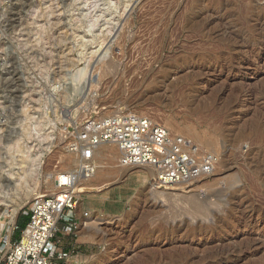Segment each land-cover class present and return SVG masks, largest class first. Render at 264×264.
I'll list each match as a JSON object with an SVG mask.
<instances>
[{
  "label": "rangeland",
  "instance_id": "374dc122",
  "mask_svg": "<svg viewBox=\"0 0 264 264\" xmlns=\"http://www.w3.org/2000/svg\"><path fill=\"white\" fill-rule=\"evenodd\" d=\"M217 1L0 0V257L3 240L20 237L17 218L49 194L45 175L75 168L74 128L135 113L188 127L203 152L217 139L215 172L162 194L142 169L107 181L103 172L101 191L75 210V235H58L62 249L86 257L79 264L104 248L101 264H264V19L251 24L264 0H251V16L247 0ZM106 50L111 70L88 96L86 76ZM85 214L100 219L98 242L80 229Z\"/></svg>",
  "mask_w": 264,
  "mask_h": 264
},
{
  "label": "built area",
  "instance_id": "2783aa9c",
  "mask_svg": "<svg viewBox=\"0 0 264 264\" xmlns=\"http://www.w3.org/2000/svg\"><path fill=\"white\" fill-rule=\"evenodd\" d=\"M113 144L122 167L148 166L155 170L164 186L188 185L215 172L218 157L201 151L184 136L171 134L150 117L119 113L90 117L79 127L69 152L79 159L78 166L56 180L59 191L36 199L17 241L0 257V264H72L74 251L63 250L59 234L75 235L79 221L75 210L79 202L74 190L81 178L90 179L92 159L102 144ZM62 225V226H61Z\"/></svg>",
  "mask_w": 264,
  "mask_h": 264
},
{
  "label": "bare ground",
  "instance_id": "6f19581e",
  "mask_svg": "<svg viewBox=\"0 0 264 264\" xmlns=\"http://www.w3.org/2000/svg\"><path fill=\"white\" fill-rule=\"evenodd\" d=\"M213 1V0H212ZM216 1V0H215ZM220 1V0H218ZM217 1V2H218ZM211 2V1H210ZM129 3V2H128ZM214 4V3H213ZM252 4V5H251ZM254 3L251 1V0H247L245 2V8H243V12L245 13V15L247 16H251V13H253V9H255L256 7H258V5H253ZM256 4V3H255ZM129 5V4H128ZM226 5V4H225ZM222 6V5H221ZM259 11H261L262 9L259 7L258 8ZM127 10V9H126ZM122 11V10H121ZM239 12V11H238ZM239 14V13H238ZM242 14V13H241ZM233 16V15H232ZM245 17V16H244ZM241 18V16H240ZM246 18V17H245ZM248 18V17H247ZM246 18V19H247ZM246 19H244L246 21ZM264 19V15H262L260 17V19H256L253 21V23L251 22L252 26L257 28V25H259L262 20ZM250 21V20H249ZM248 21V22H249ZM244 23V22H242ZM246 24V23H245ZM243 24V26L245 25ZM261 25V24H260ZM259 25V26H260ZM229 26V25H228ZM223 27V26H222ZM221 27V28H222ZM240 27V26H239ZM238 27V28H239ZM252 27V28H253ZM246 28V27H245ZM226 29V28H225ZM221 30V29H219ZM233 30V29H232ZM225 31V30H224ZM224 31H221V32H224ZM264 31V30H263ZM110 32V31H109ZM227 33L229 31H226ZM231 32V31H230ZM233 32V31H232ZM240 32V31H239ZM108 33V32H107ZM262 33V32H261ZM220 34V33H219ZM223 34V33H221ZM226 34V33H225ZM224 34V35H225ZM263 34V33H262ZM230 35V34H229ZM228 35V36H229ZM231 36V35H230ZM251 36V35H250ZM224 38V37H223ZM102 40V39H101ZM249 40V39H248ZM102 42V41H101ZM103 43V42H102ZM101 44V43H100ZM102 45V44H101ZM253 45L255 47H260L259 44H254ZM105 47V46H104ZM251 47V46H250ZM103 48V46H102ZM101 49V48H100ZM103 50V49H101ZM104 51V50H103ZM100 52V51H99ZM107 53V50L103 53V56L101 57V59L97 60L96 61V66L93 67L91 70H89V73L87 74V89H86V94L88 96H90L91 94V88L93 89V83L95 84L96 83V80L98 81L100 77L104 76L105 74H107L108 72H110L111 68H110V65L109 64H101L105 55ZM97 58V57H96ZM108 59V58H107ZM97 84V83H96ZM96 86V85H95ZM94 86V87H95ZM94 90V89H93ZM92 90V91H93ZM95 91V90H94ZM95 93V92H94ZM85 94V93H84ZM85 96V95H84ZM95 96V95H94ZM86 100H88L86 98ZM93 100V99H91ZM88 103V102H87ZM85 105V104H84ZM108 108V107H107ZM87 111V110H86ZM67 112V111H66ZM70 113V112H69ZM85 113V112H84ZM111 116H114V113L113 115ZM145 116V115H144ZM163 126L171 133V134H177L180 136H186L188 137L191 141H196V138L198 137V135L192 133L190 131V129L188 127H180L178 124L172 122V121H167V122H163L162 123ZM74 126V125H73ZM75 130V139L77 138V132H78V129L74 128ZM178 132V133H176ZM74 141V140H73ZM200 145H203L202 143H199ZM209 147L211 148V151L212 149H216L217 146H218V141L217 139H212V141L208 144ZM201 147V146H200ZM14 148L15 152L17 154L20 155V143L17 141L15 142L14 146L12 147ZM211 151H206V152H211ZM73 155V154H71ZM25 156V155H23ZM75 156V155H73ZM19 157H22V154L19 156ZM27 158V159H26ZM26 158L24 157V159H26L28 162H29V165H28V171L29 173H34L37 168H38V164H39V155L37 154H34V156H27L26 155ZM74 158V159H73ZM19 159V158H18ZM97 159H99L100 161L104 160V159H110L111 161H113V163H115V165L113 166V168L110 169V171H105L106 170V167L103 165L102 162H99L97 161ZM118 159H119V152L117 150V148L115 147V145L113 144H102V145H99L96 150H95V154H94V157L92 159V162L95 166V171H94V175L92 178L90 179H83L81 178L79 180V183L75 186L74 190L76 192V196L77 198L79 199V202L82 201L81 200V197L82 195H91L93 193H97L99 191H101V187L100 185H97L95 182L98 180L97 178L99 177V175H101L103 172L105 173V179L106 181L107 180H112L113 178H116L115 175H117L118 173L120 175L118 176H121L122 174H124V172L126 171H129V170H133V169H142L144 172V180H147L148 178H151V180H153V182H155V185H157V193L158 194H162V192H164L163 190H168V186H164L162 185V183H160L157 179V176L155 174V170L152 168V167H148V166H136V167H122L121 165H119V162H118ZM20 162V161H18ZM15 163V165L17 166H14L13 168V164H11V168L9 169V173L11 176H14L15 177V181L17 183V186L21 185V181L24 179V175L22 174V172H18V171H15L17 168H19L18 164H22L24 163L25 161L22 159V161L20 163ZM72 163L75 164V168L78 166L79 164V159L77 156L75 157H71L69 156L68 158V164L67 166H70ZM20 164V165H21ZM21 167V166H20ZM24 167V166H23ZM27 167V166H26ZM74 168V169H75ZM73 169V170H74ZM70 172V171H69ZM67 173L66 171H63V170H57V171H54V172H51L50 174H47L45 175V179H46V183L43 185V187L49 189V194H45V195H37V197H35L34 200L40 198V197H43V196H47V195H55L57 194V192L59 191V188L57 187V183H56V180H60V182H63L64 181V178L62 177L63 174ZM214 173V172H213ZM212 173V174H213ZM102 179V178H101ZM99 179L98 182H103L105 179L101 180ZM36 180V179H35ZM38 182V181H37ZM15 183V184H16ZM33 186V185H32ZM110 186V184H109ZM177 186V185H175ZM36 187V186H35ZM105 188V186H104ZM35 189H32L30 191V193H34ZM78 202V204H79ZM78 204L76 206V208H78ZM20 207H16L14 209H12V214L10 215L11 217V222L14 221V218L17 214V212L19 211ZM86 216V217H85ZM79 220H81V228L83 232H88V236L87 238L92 241V242H98L96 241L97 240V237L96 235L99 234L101 232L100 228H99V225L97 222L100 221L99 218H95V217H87V214L84 215V217L82 219L79 218ZM1 225V224H0ZM95 225V226H94ZM0 231H1V228H0ZM8 236L5 238L6 241H8ZM6 249H9L10 248V244L8 242H6L5 246H4ZM106 249H102V252L101 254H99L98 256H91V258L89 257L88 259L91 260L92 259V262L94 264H101L103 262L102 258L103 256H105L106 253ZM79 256H73L71 260L74 261L71 262L72 264H79V259H84L86 257L78 254Z\"/></svg>",
  "mask_w": 264,
  "mask_h": 264
},
{
  "label": "crops",
  "instance_id": "0c3cea01",
  "mask_svg": "<svg viewBox=\"0 0 264 264\" xmlns=\"http://www.w3.org/2000/svg\"><path fill=\"white\" fill-rule=\"evenodd\" d=\"M26 216V217H25ZM28 221V215H21L17 218L16 221V226H20L21 228H23V226L27 223Z\"/></svg>",
  "mask_w": 264,
  "mask_h": 264
},
{
  "label": "trees",
  "instance_id": "16d2710c",
  "mask_svg": "<svg viewBox=\"0 0 264 264\" xmlns=\"http://www.w3.org/2000/svg\"><path fill=\"white\" fill-rule=\"evenodd\" d=\"M25 226V225H24ZM24 226H23V228H24ZM18 228H19V230H22L23 228H21L20 226H18Z\"/></svg>",
  "mask_w": 264,
  "mask_h": 264
}]
</instances>
